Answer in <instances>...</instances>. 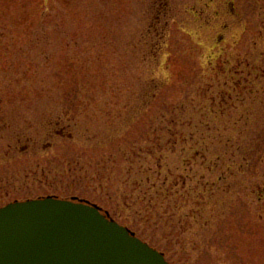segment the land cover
I'll return each mask as SVG.
<instances>
[{
  "label": "rangeland",
  "instance_id": "obj_1",
  "mask_svg": "<svg viewBox=\"0 0 264 264\" xmlns=\"http://www.w3.org/2000/svg\"><path fill=\"white\" fill-rule=\"evenodd\" d=\"M46 196L264 264V0H0V208Z\"/></svg>",
  "mask_w": 264,
  "mask_h": 264
},
{
  "label": "water",
  "instance_id": "obj_2",
  "mask_svg": "<svg viewBox=\"0 0 264 264\" xmlns=\"http://www.w3.org/2000/svg\"><path fill=\"white\" fill-rule=\"evenodd\" d=\"M0 264H170L100 206L47 196L0 208Z\"/></svg>",
  "mask_w": 264,
  "mask_h": 264
},
{
  "label": "trees",
  "instance_id": "obj_3",
  "mask_svg": "<svg viewBox=\"0 0 264 264\" xmlns=\"http://www.w3.org/2000/svg\"><path fill=\"white\" fill-rule=\"evenodd\" d=\"M126 226V225H125ZM126 227H128V226H126ZM129 228V227H128Z\"/></svg>",
  "mask_w": 264,
  "mask_h": 264
}]
</instances>
